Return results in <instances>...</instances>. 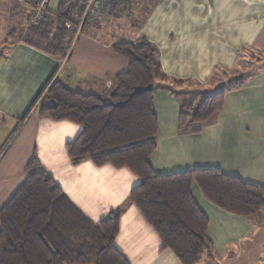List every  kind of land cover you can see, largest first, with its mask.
I'll use <instances>...</instances> for the list:
<instances>
[{
	"label": "crops",
	"instance_id": "obj_1",
	"mask_svg": "<svg viewBox=\"0 0 264 264\" xmlns=\"http://www.w3.org/2000/svg\"><path fill=\"white\" fill-rule=\"evenodd\" d=\"M26 9L30 0H19ZM105 0L103 29L87 25L65 58L24 42L11 41L0 56V208L27 176L34 155L65 197L97 222L120 209L115 248L128 264H182L154 227L129 200L140 181L127 167L73 163L66 144L83 126L38 113L53 80L82 93L108 98L113 78L128 60L112 44L143 37L159 52L165 74L183 80L177 95L159 86L153 95L156 173L218 167L264 186V0ZM140 14V15H139ZM139 15V16H138ZM257 53L255 61L248 54ZM246 68L242 83L225 90L223 108L199 132L180 127V105L195 92L211 95L217 70ZM229 80V79H228ZM223 82L224 80H219ZM213 92V93H212ZM196 183H192V186ZM199 189V187H198ZM208 218L212 253L195 264H264V207L252 216L219 208L192 192ZM245 263V264H246Z\"/></svg>",
	"mask_w": 264,
	"mask_h": 264
},
{
	"label": "trees",
	"instance_id": "obj_2",
	"mask_svg": "<svg viewBox=\"0 0 264 264\" xmlns=\"http://www.w3.org/2000/svg\"><path fill=\"white\" fill-rule=\"evenodd\" d=\"M48 6L43 19L29 26L23 41L64 58L74 33L65 22H77L83 3L59 1L54 11ZM112 47L127 58L128 66L114 75L108 98L53 80L39 101L38 113L83 126L76 139L66 144L73 163L90 158L97 165L110 163L135 173L140 181L129 200L182 264H195L204 255L211 256L213 245L208 218L192 195V183L219 208L243 216L263 209L264 186L218 167L156 173L150 163L157 138L153 95L159 86L177 95L175 86L183 80L164 73L157 48L143 37L116 41ZM231 79L236 81L227 89L242 83L241 75ZM224 93V89L211 95L195 92L180 105L179 126L199 132L223 108ZM24 170L26 178L0 208V264H128L114 245L120 209L93 222L65 197L34 155Z\"/></svg>",
	"mask_w": 264,
	"mask_h": 264
},
{
	"label": "rangeland",
	"instance_id": "obj_3",
	"mask_svg": "<svg viewBox=\"0 0 264 264\" xmlns=\"http://www.w3.org/2000/svg\"><path fill=\"white\" fill-rule=\"evenodd\" d=\"M58 0H51L49 4V9L54 11L56 7L58 6ZM143 4H147V0L142 1ZM83 7L82 10L77 18V22L75 24H72L69 21H66L65 23H68L70 26L66 28H74L73 33V40L77 36V32L80 30H83L87 25H93L96 28L103 29L101 21L103 19L102 13L99 17H95L91 21L83 22L82 25L80 24L81 17L83 16V12L85 9V3L82 1ZM26 9L19 0H0V53L5 51L8 44L15 40V39H25L27 38L28 34V28L29 26H36L38 23H34L33 15L34 11L32 10L31 4H26ZM140 15V14H139ZM138 15V16H139ZM44 16V14H43ZM43 19V18H42ZM40 22V21H39ZM104 24V23H103ZM27 35V36H26ZM69 51V50H68ZM68 52L64 55V58L67 56ZM257 53L254 54H248V61H255V57ZM244 72H247V67L245 68H239L235 70H217L213 77L210 79L212 82L218 81V84L220 86H217V89H221L226 87L225 83L235 82L236 80H233L231 78H236L240 75H242ZM229 79V80H228ZM231 79V80H230ZM219 80H224L223 82H220ZM227 85V86H228ZM213 93V92H212ZM198 187L194 184L192 186V192L197 195ZM242 264H245L246 262H241ZM247 264V263H246Z\"/></svg>",
	"mask_w": 264,
	"mask_h": 264
},
{
	"label": "built area",
	"instance_id": "obj_4",
	"mask_svg": "<svg viewBox=\"0 0 264 264\" xmlns=\"http://www.w3.org/2000/svg\"><path fill=\"white\" fill-rule=\"evenodd\" d=\"M32 10L34 11L33 20L34 23H38L43 18V14L45 13V9L50 4L51 0H30ZM58 1H67V0H58ZM85 3V9L83 12V16L81 17V21L79 25H82L83 22L91 21L95 17H99L105 7V0H82ZM67 27L70 25L65 23ZM80 33V30L76 33Z\"/></svg>",
	"mask_w": 264,
	"mask_h": 264
}]
</instances>
